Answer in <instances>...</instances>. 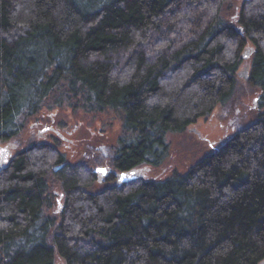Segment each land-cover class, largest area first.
<instances>
[{"label":"trees","instance_id":"1","mask_svg":"<svg viewBox=\"0 0 264 264\" xmlns=\"http://www.w3.org/2000/svg\"><path fill=\"white\" fill-rule=\"evenodd\" d=\"M256 89L254 121L186 173L117 183ZM45 109L121 132L75 163L34 141L0 170V264H264V0H0V142Z\"/></svg>","mask_w":264,"mask_h":264},{"label":"rangeland","instance_id":"2","mask_svg":"<svg viewBox=\"0 0 264 264\" xmlns=\"http://www.w3.org/2000/svg\"><path fill=\"white\" fill-rule=\"evenodd\" d=\"M231 9L233 14L237 5L231 6ZM245 69L246 66H242L239 73ZM261 94V90L256 89L240 99L232 114L219 108L211 117L201 119L192 126L189 133L169 136L170 149L166 157L157 166L144 165L137 168L134 170V178L163 181L175 172L186 173L197 161L233 137L238 128L254 121L259 111ZM121 127V121L111 112L96 115L81 111L74 113L69 109H45L29 121L17 139L8 143L0 142V170L7 167L19 151L34 141L56 145L66 155L68 162L75 163L83 158L87 149L106 151L114 146ZM99 168L109 172L107 166ZM103 185L100 181L93 190L98 191ZM56 193L60 196L57 201H61V191ZM56 264H64L58 256Z\"/></svg>","mask_w":264,"mask_h":264},{"label":"water","instance_id":"3","mask_svg":"<svg viewBox=\"0 0 264 264\" xmlns=\"http://www.w3.org/2000/svg\"><path fill=\"white\" fill-rule=\"evenodd\" d=\"M241 1H247V0H241ZM251 54L252 52H249L245 56V60H247L251 56ZM248 76L249 74H248L247 69L239 73V77L244 79L245 81L248 80ZM192 132H196V131L192 130ZM96 172L100 173V175H102L103 177H105L108 173L107 170L103 168L97 169ZM131 179H134V171L119 174L117 177V183L120 185L121 183L126 182L127 180H131Z\"/></svg>","mask_w":264,"mask_h":264}]
</instances>
